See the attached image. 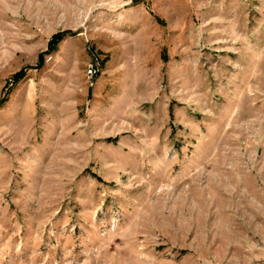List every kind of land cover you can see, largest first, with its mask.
I'll use <instances>...</instances> for the list:
<instances>
[{"label": "rangeland", "instance_id": "374dc122", "mask_svg": "<svg viewBox=\"0 0 264 264\" xmlns=\"http://www.w3.org/2000/svg\"><path fill=\"white\" fill-rule=\"evenodd\" d=\"M0 264H264V0H0Z\"/></svg>", "mask_w": 264, "mask_h": 264}, {"label": "trees", "instance_id": "16d2710c", "mask_svg": "<svg viewBox=\"0 0 264 264\" xmlns=\"http://www.w3.org/2000/svg\"><path fill=\"white\" fill-rule=\"evenodd\" d=\"M65 36V32L63 33H58L56 34L52 40L50 41L49 43V49L48 51L44 54L42 53L40 56H39V61H40V65H42V63L44 62V57L46 54H49V53H52L56 47V44L59 43ZM26 75V70H22L18 73H16L14 76H13V80L15 83L19 82L20 80H22Z\"/></svg>", "mask_w": 264, "mask_h": 264}, {"label": "built area", "instance_id": "2783aa9c", "mask_svg": "<svg viewBox=\"0 0 264 264\" xmlns=\"http://www.w3.org/2000/svg\"><path fill=\"white\" fill-rule=\"evenodd\" d=\"M102 68V61L97 55H93L90 64L87 67L86 74L89 79L95 78L99 75Z\"/></svg>", "mask_w": 264, "mask_h": 264}]
</instances>
